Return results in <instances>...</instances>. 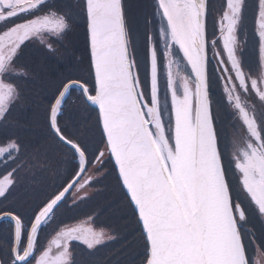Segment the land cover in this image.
I'll return each instance as SVG.
<instances>
[{
  "label": "snow or ice",
  "instance_id": "6c2138e0",
  "mask_svg": "<svg viewBox=\"0 0 264 264\" xmlns=\"http://www.w3.org/2000/svg\"><path fill=\"white\" fill-rule=\"evenodd\" d=\"M78 28L86 72L63 76L44 112L49 136L70 155L67 174L18 207L19 174L46 163L11 131L24 101L18 81L28 75L21 60L37 43L56 54ZM74 92L96 111L91 142L61 126ZM9 162L0 175V264H78L74 241L91 252L111 240L92 227L45 233L98 175L113 176L126 201L140 264H264V0L219 8L153 0L142 52L124 0H0V167Z\"/></svg>",
  "mask_w": 264,
  "mask_h": 264
},
{
  "label": "trees",
  "instance_id": "16d2710c",
  "mask_svg": "<svg viewBox=\"0 0 264 264\" xmlns=\"http://www.w3.org/2000/svg\"><path fill=\"white\" fill-rule=\"evenodd\" d=\"M215 1L218 7L222 3V0ZM249 3L251 4L252 0H249ZM135 15L133 19L135 21L137 19L139 20L140 16L137 12ZM248 15L249 20L247 23L249 25V32H251L250 11ZM78 41L80 45L81 42L80 40ZM78 41L73 40V43L76 45ZM248 55L249 57H254V47L249 51ZM38 57L39 58L35 60L36 62L32 67L38 73L45 72V75H41L39 79L28 83L23 81L19 82L20 86L23 87L26 92H29V95L24 98L25 108L18 110L14 114L15 126L11 131L20 137L23 144L28 146V150L38 146L42 149L44 154L50 155L49 158L46 159V163L39 166L40 169L37 175L34 176L36 182H33L32 178H29L28 182H26L30 185H33V183L39 185L38 195L39 200H41L48 192L53 190L67 174L69 164L66 161H70V157H66V155L69 154L62 150L56 141L49 136L41 106L43 100L48 98L46 96H48L51 90L56 89L61 78L69 72L74 74L79 68L76 64L72 66L71 64L70 66H58L53 62H48L46 64L43 62L41 56ZM73 100L66 108L64 117L61 120V126L63 127L66 125L74 133L84 138L86 142H91L93 137L98 136L96 132V112L91 108H85L84 105L78 101L77 97ZM44 158L45 157L42 156V159ZM13 165L14 164L9 162L7 169L0 167V175L7 170H11ZM25 177L24 175L19 177L18 184L24 185ZM103 183L105 189L92 199L87 208L94 212L103 209L102 220L107 222L120 237L117 241L119 245L110 248L103 254L106 255V253H108V259H112L113 256L111 254H114L115 257L120 259L126 258V260H128L129 258H134V263H137L143 258L144 247L139 232L136 230L135 222L131 219L130 213L126 207V201L120 193L116 181L113 182L110 178L109 182ZM34 193H37V191L32 188L27 189V191L23 193L13 191L11 199L18 207H25L33 204ZM254 223L257 228L260 227L257 221H254ZM120 235H125L126 237Z\"/></svg>",
  "mask_w": 264,
  "mask_h": 264
},
{
  "label": "flooded vegetation",
  "instance_id": "af4514ba",
  "mask_svg": "<svg viewBox=\"0 0 264 264\" xmlns=\"http://www.w3.org/2000/svg\"><path fill=\"white\" fill-rule=\"evenodd\" d=\"M211 2L215 5V7L219 8L218 5L216 6V1L211 0ZM251 12V11H250ZM83 39V41H82ZM73 40H80L75 45L73 43ZM253 41L251 40V32H249V51L253 49ZM58 52L56 54H49L46 50H44L38 43L29 49L25 51V55L23 56L21 60L22 65L27 66V72L28 75L18 81L21 82H30L34 81L36 79H39L41 75H45V72L38 73L33 69V64L36 62L39 57L41 56L43 58L44 63L53 62L56 63L58 66H71L76 64L79 68L77 72H75L73 75H83L86 72L87 69V63H88V57L87 53L84 49V34L83 29L78 28L73 33L69 34L62 44L57 45ZM249 54V52H248ZM24 92V98H26L29 95V92H26V90L21 87ZM55 92L54 89L51 90V92L48 94V96H52V94ZM79 93L74 92L71 98L68 101L67 106L69 103L75 98L78 97ZM74 101V100H73ZM72 101V102H73ZM47 107L46 99L43 100V104L41 106V111L45 112V109ZM25 108V100L22 102L21 106L18 110ZM67 108V107H66ZM17 110V111H18ZM50 155H46V159L49 158ZM70 157V155H66V157ZM15 167V165H13ZM45 168V166H44ZM39 166L36 168H32L26 171H23L19 174V177L22 175L25 177V184H17L14 191H18L20 193H23L27 191V189H35L37 193H34L33 195V204L39 201V185L36 183H33V185H30L26 182H28L29 178H32L33 182H36L34 179V176L37 175L39 171ZM92 173L90 172L89 175ZM111 178V181L115 182L114 177L109 175L107 177L103 176H97L94 179V182L91 186H89L86 191L87 196L86 199L83 202H77L75 206H69L62 208L60 212L57 214L56 221L52 225H50L47 229H45V233H50L51 235H54L55 232L54 229H57L58 226L62 227L64 225H67L69 227L73 226H82V227H92L96 229L97 231H100L101 229L109 236L113 237L111 240L105 241L102 245L98 246L97 249L89 252L86 251L84 246L80 245L79 242L74 241L73 245L75 247V256L77 259L78 264H140L138 261L137 263H134V258H129L126 260V258H118L115 257L114 254H111L113 257L112 259H108V253H105L110 248H113L119 243L117 241L120 239L118 234L112 229V227L105 221L102 220V214L104 212L103 209L99 210L98 212L91 211L87 208L89 203H91L92 199L100 192H102L105 188L103 182H109V179ZM74 191V190H73ZM35 198V199H34ZM69 204L71 205V197L69 199ZM258 222V221H257ZM260 225V223L258 222ZM260 228V227H259ZM123 237H126L125 235H120ZM50 238V235H49Z\"/></svg>",
  "mask_w": 264,
  "mask_h": 264
},
{
  "label": "rangeland",
  "instance_id": "374dc122",
  "mask_svg": "<svg viewBox=\"0 0 264 264\" xmlns=\"http://www.w3.org/2000/svg\"><path fill=\"white\" fill-rule=\"evenodd\" d=\"M126 15L128 17L130 26L135 32V38L137 39V45L140 48L141 52L143 50V19L146 14L151 13L152 11V0H124ZM138 13L140 19L135 21L133 18L136 16L135 13ZM143 19H142V18ZM88 191V189L86 190ZM83 195V193L81 194Z\"/></svg>",
  "mask_w": 264,
  "mask_h": 264
},
{
  "label": "water",
  "instance_id": "95a60500",
  "mask_svg": "<svg viewBox=\"0 0 264 264\" xmlns=\"http://www.w3.org/2000/svg\"><path fill=\"white\" fill-rule=\"evenodd\" d=\"M94 109V108H93Z\"/></svg>",
  "mask_w": 264,
  "mask_h": 264
}]
</instances>
